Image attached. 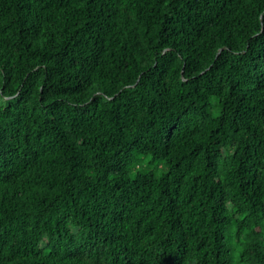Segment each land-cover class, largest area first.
Returning a JSON list of instances; mask_svg holds the SVG:
<instances>
[{
    "label": "trees",
    "instance_id": "trees-1",
    "mask_svg": "<svg viewBox=\"0 0 264 264\" xmlns=\"http://www.w3.org/2000/svg\"><path fill=\"white\" fill-rule=\"evenodd\" d=\"M0 264H264V0H0Z\"/></svg>",
    "mask_w": 264,
    "mask_h": 264
}]
</instances>
